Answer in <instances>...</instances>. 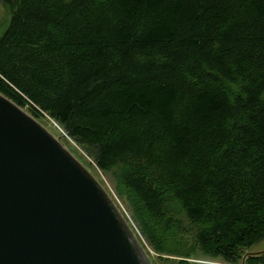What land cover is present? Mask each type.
<instances>
[{
	"label": "trees",
	"instance_id": "16d2710c",
	"mask_svg": "<svg viewBox=\"0 0 264 264\" xmlns=\"http://www.w3.org/2000/svg\"><path fill=\"white\" fill-rule=\"evenodd\" d=\"M3 2L0 92L94 145L154 250L264 238V0Z\"/></svg>",
	"mask_w": 264,
	"mask_h": 264
},
{
	"label": "water",
	"instance_id": "95a60500",
	"mask_svg": "<svg viewBox=\"0 0 264 264\" xmlns=\"http://www.w3.org/2000/svg\"><path fill=\"white\" fill-rule=\"evenodd\" d=\"M0 264H152L99 181L2 92Z\"/></svg>",
	"mask_w": 264,
	"mask_h": 264
},
{
	"label": "rangeland",
	"instance_id": "374dc122",
	"mask_svg": "<svg viewBox=\"0 0 264 264\" xmlns=\"http://www.w3.org/2000/svg\"><path fill=\"white\" fill-rule=\"evenodd\" d=\"M10 17V10L8 5L3 2V0H0V31L4 29V26L7 24ZM28 113L33 115L29 109L28 106H22ZM34 116V115H33ZM35 117V116H34ZM41 124H43L55 137H57L61 143L92 173V175L99 181V183L105 188V190L108 192L110 197L112 198L113 202L116 204V206L122 211V213L125 215V217L128 219L130 224L132 225L135 234L137 238L139 239L142 248L145 250L147 255L149 256L152 264H170L172 259H179L182 255H173L169 253H162L154 250L145 240V238L140 234L139 230L137 229L136 225L134 224L131 216H130V210L129 205L127 202L123 199V197L117 192L115 189L113 182H112V169L103 170L99 168L97 165L95 158H94V145L87 144L82 141H78L71 137L65 129L52 117L44 113L43 115L35 117ZM112 168H114L112 166ZM169 207L172 211L176 213V215L183 217L184 215L181 212V209L179 206H177L175 203L169 202ZM133 231V232H134ZM246 251L244 253L247 254L248 251L250 252H260L264 251V238L260 239L256 243H254L251 246H248L245 248ZM240 257L236 261H229L221 256L209 258L206 256H199V257H189L185 256V260L188 262V264H263L261 261H251L249 259L248 254L244 257ZM169 260V261H168ZM176 261H173V264H175Z\"/></svg>",
	"mask_w": 264,
	"mask_h": 264
}]
</instances>
